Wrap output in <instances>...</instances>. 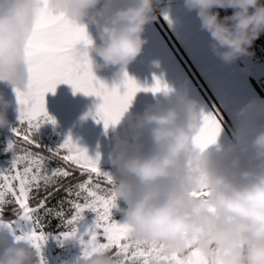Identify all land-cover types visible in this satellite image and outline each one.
Here are the masks:
<instances>
[{
	"label": "clouds",
	"instance_id": "obj_1",
	"mask_svg": "<svg viewBox=\"0 0 264 264\" xmlns=\"http://www.w3.org/2000/svg\"><path fill=\"white\" fill-rule=\"evenodd\" d=\"M63 14L97 29L100 43L78 44L82 59L94 52L99 68L124 75L140 56L145 26L156 19L155 0H0V82L24 91L30 72L26 47L40 9ZM211 39V51L225 64L249 55L264 33L262 0H184ZM219 9H232L221 17ZM90 37V36H89ZM90 59V58H89ZM11 101L0 95V128L8 126ZM247 116L248 109H242ZM204 111L194 99H161L135 123L130 139H118L111 192L122 200L133 241L163 245L167 255L198 252L207 264H264V122L248 119L230 148L197 137ZM0 264H39L30 243L0 229ZM77 264H119L110 253L92 252Z\"/></svg>",
	"mask_w": 264,
	"mask_h": 264
},
{
	"label": "snow or ice",
	"instance_id": "obj_2",
	"mask_svg": "<svg viewBox=\"0 0 264 264\" xmlns=\"http://www.w3.org/2000/svg\"><path fill=\"white\" fill-rule=\"evenodd\" d=\"M78 44H91L86 26L75 24L47 7L39 10L26 47L29 86L24 91L14 89L19 124L12 129L15 140L5 148L6 152L13 153L10 166L0 171V229H7L17 240L30 243L37 252L39 264H47L43 248L51 235L46 231L51 219L57 220V227L62 229L57 238L79 239L84 255L108 252L119 264H207L196 251L187 258L167 255L159 242L130 238V226L112 217V209L116 207V198L111 192L113 177L101 171L99 154L96 158L89 156L87 149L75 143L71 135L55 149L45 148L37 141L36 133L43 124H56L47 111L45 97L49 92L54 94L60 84L70 85L74 93L99 98L101 103L89 114L97 123L103 122L106 130L119 124L138 92L168 91L160 79L151 88H142L127 73L121 84L108 87L94 75L87 56L75 57L74 48ZM220 132V116L204 113L198 146L204 148L214 143ZM53 162H57L55 167L51 166ZM77 172L84 179L65 184L75 179ZM61 190L64 197L49 207V199ZM32 200H36L35 205L31 204ZM8 206H12V219H5ZM89 212L95 214L94 221L81 233V221Z\"/></svg>",
	"mask_w": 264,
	"mask_h": 264
},
{
	"label": "crops",
	"instance_id": "obj_3",
	"mask_svg": "<svg viewBox=\"0 0 264 264\" xmlns=\"http://www.w3.org/2000/svg\"><path fill=\"white\" fill-rule=\"evenodd\" d=\"M154 15L156 19L145 26L143 33L147 43L126 73L142 88H151L160 79L167 85V92H138L119 124L107 130L103 122L97 123L89 114L101 103L99 98L74 93L68 84L58 85L54 94L49 92L45 97L47 111L65 134L63 138L71 135L92 158L99 154L101 166L113 165L117 140L130 139L136 119L164 98L194 99L204 113L218 114L221 132L217 144L223 149L238 141L248 119L259 117L264 122V90L248 69L253 67L251 60L245 56L248 61L240 57L225 64L215 56L209 34L201 29L196 12L184 7V0H155ZM85 26L90 38L100 43L97 29L87 23ZM89 58L97 79L110 88L121 84L123 75L116 74L117 67H97L103 61L94 52ZM263 74L264 70L262 79ZM120 91H124L123 87ZM9 92L6 91L8 97ZM245 108L247 116L241 111ZM114 220L125 222L123 214Z\"/></svg>",
	"mask_w": 264,
	"mask_h": 264
},
{
	"label": "rangeland",
	"instance_id": "obj_4",
	"mask_svg": "<svg viewBox=\"0 0 264 264\" xmlns=\"http://www.w3.org/2000/svg\"><path fill=\"white\" fill-rule=\"evenodd\" d=\"M244 61L247 60L245 56L241 57ZM248 61V60H247ZM253 67H248L252 75L257 79L258 83L264 90V79H262L263 67L257 61H252ZM264 78V77H263ZM11 93L6 96V91ZM15 91L11 86L5 82H0V95H3L7 100L11 101V107L8 109L7 117L9 124L4 128H0V171L7 169L13 158L12 152H6L5 148L8 143L15 140L12 129L19 124V105L17 103ZM50 115V114H49ZM51 116V115H50ZM65 134L60 132L59 127L50 123L43 124L36 133L37 141L48 149H55L57 146L64 142ZM38 151V149H33ZM102 172L108 173L113 178L116 177V169L113 165H99ZM126 204L122 200L116 201V207L112 209V217L115 219L118 215L123 214L122 209ZM14 218V217H13ZM95 214L87 213L85 219L81 221L80 232L83 233L94 221ZM62 230L50 232L46 244L43 248V256L47 264H77L78 260L84 252V246L80 243L79 239H58V234Z\"/></svg>",
	"mask_w": 264,
	"mask_h": 264
},
{
	"label": "trees",
	"instance_id": "obj_5",
	"mask_svg": "<svg viewBox=\"0 0 264 264\" xmlns=\"http://www.w3.org/2000/svg\"><path fill=\"white\" fill-rule=\"evenodd\" d=\"M262 2H264V0H262ZM219 12H220L221 17H223L226 15H230L232 13V9H227V10L219 9ZM249 53L250 54L246 55V57L251 61L259 62L262 65V67L264 68V33H261L260 38L254 42L252 47L249 49ZM263 76H264V74H263ZM259 91H260L261 95H263V93L260 89H259ZM44 154L47 155V153H44ZM56 163L57 162H53V164L51 166L55 167ZM77 179L82 180V179H84V177H81L80 174L77 172V173H75V179L65 181V184L75 183ZM41 195H43V193H41ZM63 197H64V191L63 190L55 193V195H53L48 201L49 207L56 205L57 201L61 200ZM31 204L35 205L36 200H32ZM11 207L12 206H8V208L6 209L5 219H12L13 218V216L11 214ZM65 207H67V205ZM58 223L59 222L57 220L51 219L50 226L46 228V231L56 232V231L62 230V229L57 227Z\"/></svg>",
	"mask_w": 264,
	"mask_h": 264
}]
</instances>
